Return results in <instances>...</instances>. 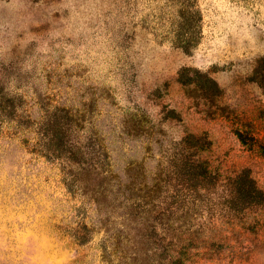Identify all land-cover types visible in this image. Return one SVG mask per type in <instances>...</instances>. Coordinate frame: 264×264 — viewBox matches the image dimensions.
Returning a JSON list of instances; mask_svg holds the SVG:
<instances>
[{
	"label": "rangeland",
	"instance_id": "374dc122",
	"mask_svg": "<svg viewBox=\"0 0 264 264\" xmlns=\"http://www.w3.org/2000/svg\"><path fill=\"white\" fill-rule=\"evenodd\" d=\"M161 1L0 0V81L49 83L56 100H79L87 82L111 86L117 104L105 100L99 122L120 172L147 146L123 134L126 109L162 125L165 147L189 133L206 136L204 157L217 183L185 206L194 220L183 236L200 245L188 257L194 264H264V205L228 203L232 179L245 169L264 191V94L249 80L264 56V0H199L203 39L191 53L147 28L150 7ZM184 67L209 74L224 95L189 97L177 81ZM32 147L10 149L0 162V264H102L100 234L86 244L75 239L89 203L67 189L56 161L28 153ZM162 151L154 144L152 165ZM179 190L184 196L189 188Z\"/></svg>",
	"mask_w": 264,
	"mask_h": 264
},
{
	"label": "trees",
	"instance_id": "16d2710c",
	"mask_svg": "<svg viewBox=\"0 0 264 264\" xmlns=\"http://www.w3.org/2000/svg\"><path fill=\"white\" fill-rule=\"evenodd\" d=\"M150 9L147 28L155 36L186 53L200 45L204 15L199 0H162ZM118 42L119 48L125 47V40ZM249 80L264 94V56ZM177 81L197 101L224 95L219 83L197 68H182ZM82 87L79 100H56L49 83L0 81V162H6L4 153L18 147L26 150L28 145L33 146L28 153L56 161L67 189L89 203L88 222L84 231H76L75 239L86 244L93 240L92 232L100 234L102 264H194L188 256L200 245L183 236L194 220V213L185 212L190 206H185L217 183L204 157L211 141L189 133L165 147L167 131L162 125L146 111L126 109L123 134L146 141L147 146L144 157L132 158L120 172L113 159L116 149L99 122L102 103L117 104L114 90L103 83L87 82ZM154 144L163 148V155L152 165ZM260 148L264 153V145ZM180 184L189 188L184 196ZM230 193L233 209L264 205V191L249 170L232 179Z\"/></svg>",
	"mask_w": 264,
	"mask_h": 264
}]
</instances>
